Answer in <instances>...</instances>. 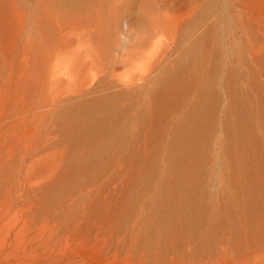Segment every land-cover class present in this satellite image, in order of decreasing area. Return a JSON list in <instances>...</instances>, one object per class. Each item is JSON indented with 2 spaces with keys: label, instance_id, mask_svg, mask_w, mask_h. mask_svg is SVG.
<instances>
[{
  "label": "rangeland",
  "instance_id": "rangeland-1",
  "mask_svg": "<svg viewBox=\"0 0 264 264\" xmlns=\"http://www.w3.org/2000/svg\"><path fill=\"white\" fill-rule=\"evenodd\" d=\"M260 224L264 0H0V264H247Z\"/></svg>",
  "mask_w": 264,
  "mask_h": 264
},
{
  "label": "bare ground",
  "instance_id": "bare-ground-1",
  "mask_svg": "<svg viewBox=\"0 0 264 264\" xmlns=\"http://www.w3.org/2000/svg\"><path fill=\"white\" fill-rule=\"evenodd\" d=\"M60 1V3L61 4H66V3H69V4H71V5H73V6H75V5H78V4H80V2L82 1V0H59ZM127 33V32H126ZM132 34V33H131ZM131 34L130 35H128V36H126V37H124V43L123 42H120L118 45H117V59L118 60H123V61H127V60H130L129 58H131L132 57V53L131 52H127V53H124L123 52V47L125 46H127V44L129 45L131 42H132V39H133V37L131 36ZM122 35H123V33H122ZM124 47V48H125ZM175 79H173L171 82H165L164 83V85L160 88V90H159V94L158 95H156V97L158 98V100H169V99H171V96H172V94H173V90H175L177 87H178V83H180V79H178V80H176V81H174ZM158 92V91H157ZM110 104V103H109ZM97 105H99V111H101L102 112V109H101V106H100V104H97ZM110 106H111V104H110ZM112 107V106H111ZM107 117H110V115H107ZM205 121H207V118H206V116H205V110L202 112V114H195V113H191V120L190 121H188L187 123H184V124H182L181 125V127L180 126H178L177 127V129H178V131L179 132H181V131H183V133H182V135H183V137H182V142H176V141H174L172 138V135H171V130L168 132L169 133V135H171V136H166V137H162L164 140H167L168 142H171V143H168L171 147H173L174 149H171V148H169V150L165 153V151H162V152H160V153H157V155L158 156H164V153L165 154H167V155H169V156H172V155H174L175 154V150L177 151V157H180V156H182V155H185V156H188V157H194V156H197L198 154H199V149H200V147H198V146H196V142H200V139L205 135V137L204 138H208V135H209V133L211 132V130L213 129V127L214 126H212V127H206L205 126ZM208 122V121H207ZM113 128V127H112ZM110 129V131H109V133H103L102 131H99L98 132V134L93 138V139H95L96 138V142H98V143H101L105 148V151L106 152H108L107 154H114V153H122L123 151H124V147H127L128 146V144L130 145L131 144V142L133 141V133H128L127 131L125 132V131H123L121 128H119V127H117V128H115V129ZM174 132H176V130L174 131ZM177 133V132H176ZM181 134V133H180ZM167 137H169V138H167ZM153 139L151 140V142H153V143H156L157 141L158 142H162V138H156V137H152ZM93 139H90L89 141H92ZM165 145L167 146V143H165ZM176 145H178L179 147L178 148H176L175 149V146ZM184 148V149H183ZM105 152V153H106ZM257 225H259V224H257ZM261 225V228H263L264 227V224H260ZM256 226V225H255ZM263 226V227H262ZM254 227V226H253ZM258 227V226H257ZM256 227V228H257ZM260 227V226H259ZM259 227L257 228V229H259ZM255 228V227H254ZM250 229V228H249ZM262 230H264V229H262ZM262 230L260 231V230H258V231H260L261 233H262ZM252 231V230H251ZM251 231L249 232V234L251 233ZM254 232V231H253ZM259 232V233H260ZM264 232V231H263ZM253 235V234H252ZM250 236V235H249ZM248 236V237H249ZM255 236V233H254V235H253V237ZM257 237H260V239H261V236H260V234L259 235H256ZM264 237H262V241L264 240L263 239ZM245 239V238H244ZM247 239V238H246ZM246 239H245V241H246ZM249 239H252V236L251 237H249L248 238V241H249ZM255 240H256V238H254ZM235 239H233L232 241H234ZM238 241H239V239H237ZM242 240H243V238H242ZM257 240H259L258 238H257ZM244 241V240H243ZM260 241V240H259ZM229 243H231V241H228ZM237 242V241H236ZM235 242V243H236ZM239 242H241L242 243V241H239ZM239 242H237L238 243V245H241V243L239 244ZM247 242V241H246ZM250 242V241H249ZM254 242V241H253ZM228 243V244H229ZM236 243V244H237ZM245 242H243V244H244ZM252 241L250 242V244L249 245H246L247 246V250H249V249H252ZM256 243V242H255ZM236 244H235V246H236ZM246 244H248V243H246ZM257 245H260L259 243H256ZM224 245V244H223ZM255 244H253V246H254ZM256 245V246H257ZM262 245V244H261ZM260 245V246H261ZM246 246L243 248V249H245L246 248ZM263 246V245H262ZM261 246V247H262ZM239 247V246H238ZM237 247V248H238ZM251 247V248H250ZM261 247H260V249H261ZM232 248V247H231ZM230 248V249H231ZM241 249H242V247L240 246V251H241ZM242 249V250H243ZM259 249V248H258ZM221 250H224L223 248L221 249ZM229 252H228V256H229V254L231 253L230 252V250H229V248L227 249ZM227 250H226V253H227ZM231 250H233V252L234 251H237L236 249L234 250V249H231ZM261 250H263V253H264V249H261ZM239 251V252H240ZM223 252H225V251H223ZM238 252V251H237ZM236 252V253H237ZM259 253H260V250L258 251ZM226 253H224V255H222V254H220V256L222 255L223 256V259H224V256H225V254ZM241 253V252H240ZM239 253V254H240ZM243 253V252H242ZM245 253V252H244ZM259 253H249V259H248V257H247V259L248 260H246L245 258V255H247L248 253L246 252L245 253V255L243 256V254H242V257L245 259V261H243V262H247V264H264V254L262 255L261 253H262V251H261V253L259 254ZM231 254H233V253H231ZM230 254V255H231ZM234 254H235V252H234ZM241 255V254H240ZM235 256H237L236 254L235 255H233V256H231V257H235ZM248 256V255H247ZM226 257V256H225ZM238 257H240V258H242L241 256H238ZM238 257H237V259H238ZM222 258V257H221ZM242 258V259H243ZM235 259H236V257H235ZM243 259V260H244ZM233 260H234V258H233ZM235 261V260H234ZM233 261V262H234ZM241 260L239 259V262H240ZM225 262V261H224ZM237 262V261H236ZM239 262H238V264H239ZM242 262V263H243ZM222 264H223V262H222ZM235 264V263H234Z\"/></svg>",
  "mask_w": 264,
  "mask_h": 264
}]
</instances>
